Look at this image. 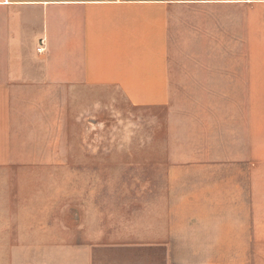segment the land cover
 Returning a JSON list of instances; mask_svg holds the SVG:
<instances>
[{
    "label": "crops",
    "instance_id": "crops-1",
    "mask_svg": "<svg viewBox=\"0 0 264 264\" xmlns=\"http://www.w3.org/2000/svg\"><path fill=\"white\" fill-rule=\"evenodd\" d=\"M91 91L164 115L153 159L92 164L67 217L55 184L16 264H264V0H0V170L74 169Z\"/></svg>",
    "mask_w": 264,
    "mask_h": 264
},
{
    "label": "rangeland",
    "instance_id": "rangeland-1",
    "mask_svg": "<svg viewBox=\"0 0 264 264\" xmlns=\"http://www.w3.org/2000/svg\"><path fill=\"white\" fill-rule=\"evenodd\" d=\"M102 94L91 91L90 98L80 96L78 100H66L64 154L59 157L64 163L72 164L74 169L0 170V232L8 224H11L12 232L0 234V264L22 263L24 252L9 251L8 244L24 241L23 233L28 222L26 212L40 210L45 205L40 202L41 196L55 195V184L65 195L56 204L57 209L67 217L72 208L88 209L92 164L152 161L153 125L156 129L161 126L164 115L156 112V123L153 124L151 108L131 106L120 98L113 101ZM138 147H144V150H138ZM163 154L161 150L156 158L164 157ZM7 215L10 218H6ZM86 220L84 215L85 224ZM16 227L21 232L18 236ZM85 227L79 231L81 237L86 236Z\"/></svg>",
    "mask_w": 264,
    "mask_h": 264
},
{
    "label": "built area",
    "instance_id": "built-area-1",
    "mask_svg": "<svg viewBox=\"0 0 264 264\" xmlns=\"http://www.w3.org/2000/svg\"><path fill=\"white\" fill-rule=\"evenodd\" d=\"M43 47H42V45H40L39 47H38V50H41Z\"/></svg>",
    "mask_w": 264,
    "mask_h": 264
}]
</instances>
